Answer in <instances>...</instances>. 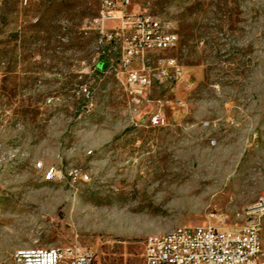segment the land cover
<instances>
[{"label": "rangeland", "instance_id": "1", "mask_svg": "<svg viewBox=\"0 0 264 264\" xmlns=\"http://www.w3.org/2000/svg\"><path fill=\"white\" fill-rule=\"evenodd\" d=\"M121 1L180 35L148 66L174 58L181 74L141 104L120 49L97 43V0L0 4V264L73 243L100 264H141L151 236L240 227L264 190V0Z\"/></svg>", "mask_w": 264, "mask_h": 264}, {"label": "built area", "instance_id": "2", "mask_svg": "<svg viewBox=\"0 0 264 264\" xmlns=\"http://www.w3.org/2000/svg\"><path fill=\"white\" fill-rule=\"evenodd\" d=\"M97 1L98 15L94 18L100 33L97 43L120 49L122 85L133 103H144L153 85L178 77L182 72L181 65L174 58L160 61L155 68L148 66L152 55L178 47L180 35L177 25L173 20L151 14L147 8L127 13L121 0ZM108 21L115 22L111 30L106 28ZM153 120L164 123L163 111L159 110ZM77 175L89 178L88 174L81 172ZM239 216H244L246 222L236 229H221L209 221L202 225L179 226V231L172 238H147L141 264H264V190L257 207L244 208ZM212 217L218 224L224 223L222 214H212ZM13 264L100 262L96 252L80 243H73L64 247H31L27 253H15Z\"/></svg>", "mask_w": 264, "mask_h": 264}, {"label": "bare ground", "instance_id": "3", "mask_svg": "<svg viewBox=\"0 0 264 264\" xmlns=\"http://www.w3.org/2000/svg\"><path fill=\"white\" fill-rule=\"evenodd\" d=\"M259 199H260V196L257 198V200L254 203L250 204L246 208H256L257 207V202L259 201ZM102 219L105 220L104 221L105 224H108V225L113 224L115 227L120 225V221H115V222L112 223V220L109 219L108 216L102 215ZM178 231H179V227L174 229V230H172V231H170V232H168V233H166V234L154 235V236H158V238H172L173 235L176 234V232H178ZM151 237H153V236H151ZM29 249L30 248L19 249V250L16 251V253H27L29 251Z\"/></svg>", "mask_w": 264, "mask_h": 264}]
</instances>
